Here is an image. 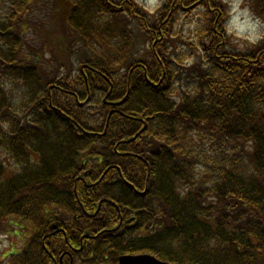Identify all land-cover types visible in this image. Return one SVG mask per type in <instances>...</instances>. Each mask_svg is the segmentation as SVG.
Returning a JSON list of instances; mask_svg holds the SVG:
<instances>
[{
  "label": "trees",
  "instance_id": "1",
  "mask_svg": "<svg viewBox=\"0 0 264 264\" xmlns=\"http://www.w3.org/2000/svg\"><path fill=\"white\" fill-rule=\"evenodd\" d=\"M227 9L0 0V233L31 232L0 264L46 263L58 227L107 228L83 264H264V40L232 43ZM180 13L199 17L187 36Z\"/></svg>",
  "mask_w": 264,
  "mask_h": 264
},
{
  "label": "clouds",
  "instance_id": "2",
  "mask_svg": "<svg viewBox=\"0 0 264 264\" xmlns=\"http://www.w3.org/2000/svg\"><path fill=\"white\" fill-rule=\"evenodd\" d=\"M228 5L224 29L232 43L242 48L264 40V18L253 12L244 0H228ZM150 10L154 11L155 6H150ZM182 62L189 64L192 57L185 55Z\"/></svg>",
  "mask_w": 264,
  "mask_h": 264
},
{
  "label": "flooded vegetation",
  "instance_id": "3",
  "mask_svg": "<svg viewBox=\"0 0 264 264\" xmlns=\"http://www.w3.org/2000/svg\"><path fill=\"white\" fill-rule=\"evenodd\" d=\"M104 215V214H103ZM103 215L100 216V219L103 218ZM59 224V221L52 222L50 226L54 227ZM107 228H102L101 231L106 230ZM59 230L62 231V234L59 233ZM100 232H94L93 234H81L78 239L72 236V234L69 232V229H65L64 227H58V229H55L54 231H46L42 234V242L45 247V251L41 256L42 260H46V263L44 264H83L85 259H82L80 261L79 257L75 255L74 250H80L85 245V239H87L84 236H91L96 237L101 234ZM10 235L7 233V230L0 233L1 235ZM27 235H24V238H28V236L31 234V232L25 233ZM102 235V234H101ZM40 237V236H39ZM79 240V242H77ZM1 242V239H0ZM24 242V239H23ZM87 242V241H86ZM26 244V242H25ZM23 244V245H25ZM7 253L10 251H6ZM12 252H18V251H12ZM2 256L8 257L9 254H2ZM104 264H109L107 262H99Z\"/></svg>",
  "mask_w": 264,
  "mask_h": 264
},
{
  "label": "rangeland",
  "instance_id": "4",
  "mask_svg": "<svg viewBox=\"0 0 264 264\" xmlns=\"http://www.w3.org/2000/svg\"><path fill=\"white\" fill-rule=\"evenodd\" d=\"M142 7H144L145 9H147L148 11H152L150 10V6H157V4L160 2H162V0H136ZM227 3V8L229 7L228 5V0H224ZM245 3H247L246 0H244ZM228 10V9H227ZM228 17V15H227ZM198 15H193L190 19V16L188 17L187 15H183L182 13L179 14V17L176 18L174 25L175 28L180 30V34H184L185 36H187V29L189 28V26H193L195 23L194 21L196 19H198ZM227 19V18H226ZM188 21H192L191 24L188 23ZM226 21V20H225ZM194 23V24H193ZM131 27L133 29V33L135 36H139V38H144L143 33H145V30H142V28L139 26V24L136 21H133L131 24ZM190 38H196L194 33L191 32L189 33ZM21 235L23 234V231H20ZM20 237V238H19ZM18 238L14 235H1L0 239V256L3 253H7L6 251H10L12 249H19L20 247V243L22 245V238L21 236H19ZM7 261V260H5Z\"/></svg>",
  "mask_w": 264,
  "mask_h": 264
},
{
  "label": "water",
  "instance_id": "5",
  "mask_svg": "<svg viewBox=\"0 0 264 264\" xmlns=\"http://www.w3.org/2000/svg\"><path fill=\"white\" fill-rule=\"evenodd\" d=\"M117 264H172L162 260L150 253L122 254L118 257Z\"/></svg>",
  "mask_w": 264,
  "mask_h": 264
}]
</instances>
